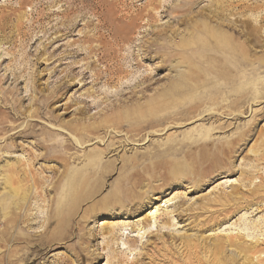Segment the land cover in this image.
Listing matches in <instances>:
<instances>
[{
	"label": "rangeland",
	"instance_id": "1",
	"mask_svg": "<svg viewBox=\"0 0 264 264\" xmlns=\"http://www.w3.org/2000/svg\"><path fill=\"white\" fill-rule=\"evenodd\" d=\"M163 1H166L165 7L157 0H0V201L3 199L0 202V264H121L119 259L125 263L159 264L151 254L156 256L169 249L160 250L157 243L163 245L166 240L167 244H173L177 256L176 245L181 246V238L194 235L201 237L200 241L209 242L239 236L235 240L241 246H252L259 241L264 248V209L258 208L260 203L234 207L206 226L196 225L189 210L227 193L251 195L264 182V88L261 86L263 96L244 103L247 113L238 120L229 119L233 124L214 135L215 142L224 143L250 130L246 140L231 155L229 170L224 167L209 173V163L200 161V149L192 151L191 168L204 176L198 186L181 175L165 183L169 158L163 159V155L150 159L147 155L152 153L154 158L159 144L173 136L182 139L193 129L211 127L215 118L194 119L188 125L180 120L178 128H167L162 135L145 130L147 141L127 129L107 125L91 134L99 138L81 147L76 141V138L84 139V135L78 134L74 126L95 127L107 116L117 119V113L125 117L133 102H145L168 80L170 71L160 67L161 57L154 51L148 53L144 44L154 36V30L179 26L176 8L182 0ZM211 1L197 0L193 8H205L208 12ZM230 1L234 7L225 13L226 17L221 19L211 14L213 23L225 20L224 29L240 36L237 40L250 46V62L261 65L257 74L251 68L248 70L242 85L250 88L252 83L257 86L263 83L264 87V0ZM239 4H245V8ZM153 8L156 10L149 22L151 25L141 21L140 17ZM253 27H259L260 31L254 32ZM144 76L148 79L144 80ZM125 101H129L128 108L121 106ZM228 118L223 116L221 121ZM72 143L79 146L68 148L74 146ZM259 146L258 157L262 159L257 160L251 150ZM95 150L103 151L104 176L91 191L84 193L78 204L72 228L74 235L60 241L56 223L48 226L50 223L45 219L50 212L58 210L56 200L60 198L65 178L72 170L85 167L87 155ZM139 157L142 160L133 164L131 160ZM123 159L130 161L126 167L122 166ZM153 161L162 164L152 170ZM145 170L158 177L143 188L150 190L145 206L138 210L132 206L127 211L117 209L115 215H92L76 228L87 208L122 185L127 171L143 173ZM14 190L15 198L6 201L4 197ZM123 199L127 198L123 195ZM156 209L161 218H152ZM210 215V212L204 213L201 219ZM124 222L130 224L127 232L136 235L137 241L132 243L137 247L134 250L123 249L122 244L119 247L108 234L110 226ZM149 222L151 229L144 233L143 228L139 234V227ZM119 227L118 239L122 237ZM83 231L89 234L81 238ZM125 241L131 244V240ZM228 248L229 254H239L236 246Z\"/></svg>",
	"mask_w": 264,
	"mask_h": 264
},
{
	"label": "bare ground",
	"instance_id": "2",
	"mask_svg": "<svg viewBox=\"0 0 264 264\" xmlns=\"http://www.w3.org/2000/svg\"><path fill=\"white\" fill-rule=\"evenodd\" d=\"M157 1H159L158 3H160L162 7L166 6V1ZM228 1L212 0L209 4L210 9L207 12L205 8L198 10L193 8L197 0H182L180 5L176 8L179 15V26L169 30L156 29L154 30V36L144 41V44H147L146 51L148 53L154 51L156 56L161 57L160 67L169 69L170 74L168 80L162 85V88L156 89V92L145 102H133V107L131 109L128 108L130 106V100L123 102L121 106H123V108H128L125 111V117H121L120 113H117V119L114 120L107 116L95 127L92 125L74 126L78 134L84 135V139L79 140V138H76L80 147L85 142L99 138V136L91 137V134L98 133L103 125L122 128L123 130L127 129L128 132L141 135V140L147 141V137L143 134L145 130L147 131L150 129V131L162 135L171 128H178V125L182 123L180 120H185L186 125H188L191 123L188 121H193L194 119L210 121L215 118L214 124L211 127L193 129L191 132L185 133L182 139L175 136L169 138L166 142L159 144V149L154 154V158L152 153L151 155H147V158L155 159L156 156L160 157L163 155V159L165 157L169 158L166 160V165H168L169 169L167 170V178L164 179L165 183H167L170 178L172 179L175 176L181 175L187 176L186 179L191 180L193 186L201 184L204 180V176L200 173L196 174L195 170L191 168L193 164L191 157H194V155L191 154L194 149H200L199 158L201 163H209V173H213L224 167L229 170L231 155L237 150V145H240V142L246 140L245 137L250 130L240 132L230 141L224 143L215 142L214 135L233 124L229 119L235 121L242 118L248 111V107L246 108L244 103H249L252 100L261 98L264 89H259V87H264L263 83H259L258 86L256 83H252L253 86L250 88H247L246 85H242L247 80L248 70L251 68V72L257 74L261 70V65L254 66L250 62L252 60L250 46L244 41L240 42L237 40L240 36H236L234 33L230 34L224 29L225 20L222 22L219 21L220 24L213 23V17L222 19V16H225V13L230 7H234L231 1L230 5H228ZM240 5L241 4L238 6L245 8V4ZM155 10L156 8H153L151 11L149 10L146 16L140 17L141 21H146L145 23L150 24V20L155 17ZM212 13H214L213 17L211 16ZM229 17L231 16L229 15ZM241 22H243V20H241ZM259 31V27L254 29L256 33ZM254 32L253 34H255ZM147 73L148 72H146V74ZM145 76L143 78L144 80L147 78ZM150 81L152 80L150 79ZM127 82H129V80H127ZM143 86H145V84ZM179 114L180 118L178 117ZM223 116L229 117L228 120L225 122L221 121ZM215 123L218 124L215 125ZM96 142L101 143L99 141ZM78 144L75 146V144L72 143L74 146L68 148L77 147L79 146ZM111 150L109 152H111ZM251 151L258 157L261 152L260 146ZM102 153L103 151L99 150L89 153V155H87V162L84 165L85 167H82L80 170L74 169L70 172L71 175L69 174L67 178H65L66 180L64 181L66 182L64 186L60 188L61 194L68 191L67 195L61 196L60 194V198L56 200L58 210L50 212L45 219V221L48 220L50 223L48 226L56 223L58 227L56 231L60 234L58 236L60 241L68 238L71 234L72 236L74 235V230L72 228H74V213L78 204L83 200L84 193L86 194L91 191L98 183L99 178L104 176L105 167L101 157ZM181 155L183 161L180 158ZM256 159L260 160L262 157ZM141 160L142 158L139 157L131 161L134 164ZM129 162V160L123 159L122 166L126 167L129 165ZM161 164L162 162L160 163V161H153L151 169L155 170ZM184 167H186V169ZM136 171H127L123 176L122 185L120 184L111 194L87 208L80 220V225H77L76 228L82 226L81 224L92 215H99L101 213L115 215L117 209L127 211L130 208L129 206H132L135 207L134 209L138 210L145 206L144 200L149 197L150 190H143V188L150 185L151 181L158 179V177L147 170L143 173ZM77 175H81V177L76 178ZM249 179L250 177H246V180ZM145 180H147V182H145ZM181 182L182 181H180V183ZM139 187H141L140 190L138 189ZM75 191L78 192L73 195L72 193ZM15 194V190L10 191L4 198L6 201L11 202V199L15 198ZM123 195L127 198L126 200L123 199ZM2 200L0 202H3ZM246 203L248 205L260 203L258 208L264 209V182H262L260 187L255 188L251 195L243 193L240 196L238 192H233L231 194L227 193L218 198L209 200L206 204H200L198 208L191 206L189 210L191 211V217L194 218L196 225L206 226L213 223L216 219L219 220V217L224 212H229L234 207H241L240 205ZM5 204L7 205V202ZM214 208H216V210H213ZM196 209L199 211L195 212ZM209 212L211 213L210 216L201 219L204 213ZM161 216L162 214L158 213V209L152 213V218L158 219L161 218ZM126 223L124 222L121 225L113 224L110 226L108 234L112 237V241L117 243L118 246L122 244L123 249L130 248V250H134L137 248L133 247V244L137 241V239L134 238L136 235L127 232L128 225L130 224ZM118 226H120L119 231H121L122 235L120 239H118L116 235ZM67 227L69 229L63 232V229H67ZM151 227V222L147 223L145 227H139V234H141L140 231H142L143 228L145 233L149 231ZM88 234V232L83 231L80 237L83 238ZM238 237L229 236L226 240H224V238H217L213 242L200 241L199 238L201 237L197 238L195 235L193 237H182L180 242L181 246L176 245L177 249H179L177 256H175L176 251L173 252L174 245L167 244L165 240L163 245L157 243L156 246L159 247L160 250L166 248L169 249V251L156 256L151 254V256L159 260V264L161 261L163 264H264V257H262L264 248L261 247L259 241L252 246H241L240 243L235 240L238 239ZM127 239L131 240L130 245L125 241ZM108 246H110L109 241ZM229 246H236L239 254H229ZM89 257H92V254ZM255 258L257 259L256 262H254ZM118 262L121 264H135L129 261L125 263L120 259Z\"/></svg>",
	"mask_w": 264,
	"mask_h": 264
}]
</instances>
